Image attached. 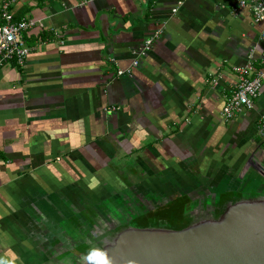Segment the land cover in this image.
Instances as JSON below:
<instances>
[{"label":"crops","instance_id":"0c3cea01","mask_svg":"<svg viewBox=\"0 0 264 264\" xmlns=\"http://www.w3.org/2000/svg\"><path fill=\"white\" fill-rule=\"evenodd\" d=\"M235 2L8 4L33 25L23 63L0 66V264H49L124 200L264 190V81L249 108L220 116L232 67L250 78L264 65V20Z\"/></svg>","mask_w":264,"mask_h":264},{"label":"water","instance_id":"95a60500","mask_svg":"<svg viewBox=\"0 0 264 264\" xmlns=\"http://www.w3.org/2000/svg\"><path fill=\"white\" fill-rule=\"evenodd\" d=\"M219 194L185 204L184 215L192 210L176 228L153 222L117 225L123 219L116 216V206L108 226L91 225L88 249L61 264H85L82 258L91 248L106 249L114 264H264V190Z\"/></svg>","mask_w":264,"mask_h":264},{"label":"built area","instance_id":"2783aa9c","mask_svg":"<svg viewBox=\"0 0 264 264\" xmlns=\"http://www.w3.org/2000/svg\"><path fill=\"white\" fill-rule=\"evenodd\" d=\"M14 0H3L0 2V66L8 61L22 64L25 57L29 54L30 48L22 38V33L30 29L33 25L32 19L20 18L13 19L7 6ZM232 10L235 12L241 7H247L254 22L264 20V0H236ZM175 8H172V12ZM158 29L153 30L148 38L143 41V48H146L151 39L157 37ZM142 50V49H141ZM136 65V60L131 62V66ZM232 69L238 73V80L235 87L225 98L220 109V116L224 120L230 119L239 113L242 108H249L252 99L257 95L264 81V65L258 67L253 77H245V70L234 66ZM122 70H117L116 75H121ZM264 126V116L260 118L259 128Z\"/></svg>","mask_w":264,"mask_h":264},{"label":"flooded vegetation","instance_id":"af4514ba","mask_svg":"<svg viewBox=\"0 0 264 264\" xmlns=\"http://www.w3.org/2000/svg\"><path fill=\"white\" fill-rule=\"evenodd\" d=\"M178 194L179 193L175 194L176 197L174 195L173 197L168 196L167 202H155L154 204L151 203L150 205L136 203L134 208H128L127 206L121 208L119 206L120 208H118L120 213L116 214L122 216L123 220L117 225L124 224L127 221L136 223L153 222L174 228L184 225L187 222L192 209H188L184 215V193L179 194L180 196H178ZM192 194L194 195L193 192H191V195ZM162 195L166 197L167 193H163ZM201 197H205V199L207 198V196ZM225 198L227 199V197ZM220 208V206H217L215 212H217ZM110 212H112V208H102L95 213L91 220L87 221L88 224H79L77 234L74 235V241L65 242L67 244L66 247L62 246V241V247H60L58 250H55L54 252L55 256L47 257L46 261L49 264H61L64 259L70 258L74 253L86 251L88 249V245L90 244L87 242V240L91 241V239H88L91 236L89 233L91 225L98 227V229L108 226L109 224L105 223L106 219L113 217ZM107 223H109V221H107ZM116 228L117 226H113L109 228L108 232L111 233Z\"/></svg>","mask_w":264,"mask_h":264},{"label":"clouds","instance_id":"9594fccd","mask_svg":"<svg viewBox=\"0 0 264 264\" xmlns=\"http://www.w3.org/2000/svg\"><path fill=\"white\" fill-rule=\"evenodd\" d=\"M85 264H114L112 257L106 249L91 248L82 258ZM133 264V262H129Z\"/></svg>","mask_w":264,"mask_h":264},{"label":"rangeland","instance_id":"374dc122","mask_svg":"<svg viewBox=\"0 0 264 264\" xmlns=\"http://www.w3.org/2000/svg\"><path fill=\"white\" fill-rule=\"evenodd\" d=\"M264 186V185H263ZM128 203H126V201L123 203V205L121 204V202L119 203V205L118 206H121V208L122 207H125V206H127L128 208H134V204H129V205H127ZM120 208V207H119ZM119 208H116V210H115V212L116 213H120V211H119ZM119 215V214H118ZM118 215H116V216H118ZM113 216H115V214H113Z\"/></svg>","mask_w":264,"mask_h":264}]
</instances>
